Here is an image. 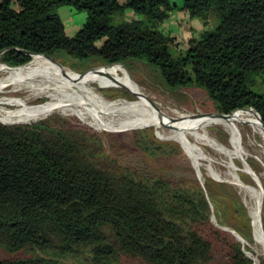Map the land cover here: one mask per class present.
<instances>
[{"label": "trees", "instance_id": "1", "mask_svg": "<svg viewBox=\"0 0 264 264\" xmlns=\"http://www.w3.org/2000/svg\"><path fill=\"white\" fill-rule=\"evenodd\" d=\"M60 7L86 13L74 35ZM172 10L216 24L179 53L162 29ZM30 54L103 67L140 61L167 87L199 88L218 113L251 110L264 126V0H0L1 64L22 67ZM233 229L251 242L246 225ZM0 250L28 255L0 264L254 263L211 225L199 188L122 166L96 135L53 118L0 122Z\"/></svg>", "mask_w": 264, "mask_h": 264}, {"label": "rangeland", "instance_id": "2", "mask_svg": "<svg viewBox=\"0 0 264 264\" xmlns=\"http://www.w3.org/2000/svg\"><path fill=\"white\" fill-rule=\"evenodd\" d=\"M170 2L173 5H178L182 3V0H170ZM57 13L63 20L68 35H74L81 27L86 17L84 11H76L70 7H60L57 9ZM188 17L190 18L189 15ZM126 19L129 20L131 18L126 16ZM208 22V27L205 26V30L216 24V18L210 15ZM162 29L167 32V28L164 25H162ZM180 30V35L174 37V44L177 47V52L182 53L185 51L184 49L186 45L187 49L191 47L192 36L196 37L198 34L191 35L190 31L194 32V30L189 28L183 29V27H180ZM55 60L63 67L68 68L79 75H92L97 73L101 68H104L103 65L96 61L81 63L72 59ZM124 69L125 74H127L143 92L148 93L157 103L162 104L164 107L173 106L185 112L197 114L217 113L205 91L199 88H169L163 82L158 71L140 61H131L128 65H124ZM10 89H12L11 86L0 89V109L3 110V112L15 111L17 107L11 106L10 103L12 104L15 100L26 99L29 94L26 93V91H23L11 95L8 93L12 91ZM99 90L102 95L110 101L126 98L132 102V100L136 99L132 93L123 87H102ZM47 100L46 97H39L31 99L27 102V105L39 106ZM2 116L3 114L0 115V119ZM49 118H53V121L61 119L71 126L86 130L91 134L96 135L100 139L105 153L109 155L110 158L118 161L122 166H130L139 171L163 177L174 186L183 187L191 193L199 188L209 204L211 225L220 229L224 233L230 234L233 240L240 244L242 251L249 258L252 257L253 264H260L261 260L264 261L263 247L254 240L251 216L254 201H252L250 194L236 185L235 179L241 180L245 185H250L256 189L257 186L253 183L249 174L238 170L242 167L240 160L230 161L227 158L216 154L214 152L215 147L212 148L208 145L199 146V148H201L200 151L203 149L201 152L204 159L201 160L200 165L196 170L183 152L180 144L173 140H161V132H157L154 127H134L123 130H97L95 129L96 127L93 128L82 122L76 115H74V112L68 111H65L64 113H62V111H53L35 120L24 122L13 120V122L9 121L8 123L3 124H33ZM165 132H167V129ZM208 132L210 133V139L214 140L215 137L219 144L220 142L223 144L226 143L228 137L222 128L217 126L214 128L210 127ZM242 135L245 141L246 137L249 135V129L246 126L242 127ZM140 137L150 139L151 144H154L156 147L155 150L152 152L143 150L140 143H136V140ZM255 137L252 142L253 144H256H254V147L259 151L260 148L258 145L262 142V139L259 135H255ZM262 161L264 162L263 159L260 161L255 155L248 158L249 164L247 163V165H250L251 168L258 173L260 184L264 190ZM260 201L262 204L258 215V223H261L262 228V222L264 220V196L260 198ZM243 225H246L250 229V232H248L251 241L250 243H247L245 240L244 243H242L238 241L239 238L235 236V234L238 236L240 235L233 229V227H241ZM26 256L28 255L21 252L8 254L0 250V260L23 258Z\"/></svg>", "mask_w": 264, "mask_h": 264}, {"label": "bare ground", "instance_id": "3", "mask_svg": "<svg viewBox=\"0 0 264 264\" xmlns=\"http://www.w3.org/2000/svg\"><path fill=\"white\" fill-rule=\"evenodd\" d=\"M7 86L12 87L10 89L12 91L8 92L11 95L23 91L29 94L26 99L10 103L11 106L17 107L15 111L3 112L0 109V115L3 114L0 119L2 123L13 120L24 122L43 117L53 111L62 113L68 111L74 112L82 122L96 127L97 130L154 127L157 132H161V140H173L180 144L196 170L204 159L201 152L203 149L200 151L199 146L208 145L215 147L216 154L230 161L240 160L242 167L238 170L249 174L253 183L256 184L257 181L260 183L258 173L247 163L248 158L255 155L260 161L264 160V126L260 117L251 110H240L226 115L214 112L197 114L173 106L164 107L148 93L143 92L125 74L124 65L104 66L92 75H79L63 67L53 58L40 54L33 55L22 67L11 68L0 64V89ZM102 87L126 88L136 99L132 102L126 98L110 101L99 90ZM39 97H46L48 100L39 106L27 105L28 101ZM215 126L222 128L226 133L228 138L225 144L221 142L219 144L215 137L214 140L209 138L208 129ZM245 126L249 129V135L244 141L242 127ZM164 129H167V132ZM255 135L262 139L258 145L259 151L252 142ZM262 165L264 173V162ZM235 181L236 185L250 194L254 201L251 210L254 240L261 244L264 250V233L258 223L259 203L264 190L257 185V189L245 185L241 180ZM235 236L239 238L238 241L244 243L241 237L236 234Z\"/></svg>", "mask_w": 264, "mask_h": 264}, {"label": "crops", "instance_id": "4", "mask_svg": "<svg viewBox=\"0 0 264 264\" xmlns=\"http://www.w3.org/2000/svg\"><path fill=\"white\" fill-rule=\"evenodd\" d=\"M180 5L181 4H178L175 6L179 7ZM126 16L133 18L131 11L126 12L125 19H126ZM163 25L167 28V32H166V30H164V32L168 33L172 37H177L178 35H180V33H181L180 27H183V29L189 28L191 30H194V32L190 31L191 35H197L198 33L205 30V26L200 19H196V18L191 19L188 17L187 12L181 11V10H172L171 12H169V16H168L167 20H165ZM66 34H67V32H66ZM69 36H71V35H69ZM186 49H187V45H186L184 50L187 51L188 49L187 50Z\"/></svg>", "mask_w": 264, "mask_h": 264}, {"label": "water", "instance_id": "5", "mask_svg": "<svg viewBox=\"0 0 264 264\" xmlns=\"http://www.w3.org/2000/svg\"><path fill=\"white\" fill-rule=\"evenodd\" d=\"M31 56H33V55H37V54H30ZM44 56H47V55H44ZM47 57H49V56H47ZM117 65H119V64H117ZM11 68H16V67H11ZM213 113V112H212ZM214 113H216V112H214ZM218 113V112H217ZM256 114V113H255ZM257 115V114H256ZM258 116V115H257ZM256 185L261 189V190H263V188H262V186H261V184L257 181L256 182ZM262 192V191H261ZM262 194H263V196H264V193L262 192ZM262 196V197H263ZM261 197V198H262ZM261 204H262V202L260 201V203H259V211L261 210ZM260 226H261V223H260ZM238 238V237H237Z\"/></svg>", "mask_w": 264, "mask_h": 264}]
</instances>
